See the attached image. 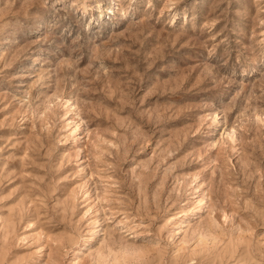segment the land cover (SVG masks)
<instances>
[{"label": "rangeland", "instance_id": "obj_1", "mask_svg": "<svg viewBox=\"0 0 264 264\" xmlns=\"http://www.w3.org/2000/svg\"><path fill=\"white\" fill-rule=\"evenodd\" d=\"M0 264H264V0H0Z\"/></svg>", "mask_w": 264, "mask_h": 264}]
</instances>
